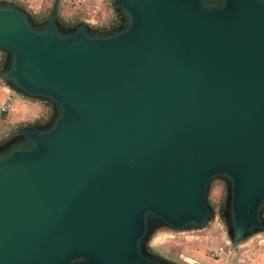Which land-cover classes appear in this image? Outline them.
<instances>
[{"label":"water","instance_id":"water-1","mask_svg":"<svg viewBox=\"0 0 264 264\" xmlns=\"http://www.w3.org/2000/svg\"><path fill=\"white\" fill-rule=\"evenodd\" d=\"M60 2L0 0V78L50 106L0 131V264H172L139 249L149 219L202 226L217 175L244 242L262 227L264 0H115L110 33L86 31L88 8L63 30Z\"/></svg>","mask_w":264,"mask_h":264},{"label":"rangeland","instance_id":"rangeland-1","mask_svg":"<svg viewBox=\"0 0 264 264\" xmlns=\"http://www.w3.org/2000/svg\"><path fill=\"white\" fill-rule=\"evenodd\" d=\"M60 1V4L57 3L56 18L63 30H67L78 21L77 19L74 22L71 21L76 16L69 15L70 5L77 6L76 8L80 10L88 5V9L91 11L84 19L86 21L85 29L89 33H110L126 24L123 15L113 7L115 0H100L95 4L89 0L79 4L74 2L70 4L68 0ZM65 3H67L66 6ZM63 6L66 14L62 10ZM48 9L44 10V17H46ZM63 14L65 15L63 16ZM31 16L34 24L44 19L41 14H31ZM24 110L25 108H20V113ZM230 191V179L226 175L213 177L206 189V203L211 214L202 226L177 231L159 220L150 218L148 230L139 242V249L144 255L172 264H190L183 260L184 257H190V255L220 260L221 255H250L255 250H261L264 255V202L260 208L262 227L247 236L244 242L239 243L236 238L232 237L229 225ZM200 261L202 260H196L199 264ZM196 262L194 261L193 264H197ZM224 263L226 262L224 261Z\"/></svg>","mask_w":264,"mask_h":264},{"label":"crops","instance_id":"crops-1","mask_svg":"<svg viewBox=\"0 0 264 264\" xmlns=\"http://www.w3.org/2000/svg\"><path fill=\"white\" fill-rule=\"evenodd\" d=\"M15 3H19L27 8H31L34 11L39 10L42 2H46L47 0H12ZM85 0H68L70 4L74 2L75 4H79L80 2ZM95 4L100 0H89ZM88 1V2H89ZM67 3H65L66 6ZM69 5V4H68ZM91 5V4H90ZM88 6V5H87ZM84 8H88V7ZM92 6V5H91ZM89 6V7H91ZM77 6H69L70 10L77 9ZM83 8V9H84ZM2 53L0 52V68L4 63V59L2 58ZM0 105H7L9 107L8 111H0V131L5 129L10 122H18L24 119H31L35 116H40L41 114L48 115V104L44 103L41 100L29 98L19 91L15 90L11 86H9L2 78H0ZM20 108H25V110L20 113ZM20 113V114H19ZM192 259H200L201 264H263L264 263V255L261 250H255L251 252L250 255H238L237 262L233 261V257L231 255H221L220 259L208 258L203 256H195L190 255ZM205 258V259H204ZM224 261L226 263H224Z\"/></svg>","mask_w":264,"mask_h":264},{"label":"built area","instance_id":"built-area-1","mask_svg":"<svg viewBox=\"0 0 264 264\" xmlns=\"http://www.w3.org/2000/svg\"><path fill=\"white\" fill-rule=\"evenodd\" d=\"M9 107L7 105H0V111H8Z\"/></svg>","mask_w":264,"mask_h":264}]
</instances>
